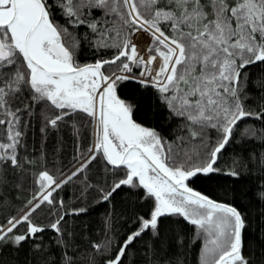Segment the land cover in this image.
<instances>
[{
  "label": "snow or ice",
  "instance_id": "snow-or-ice-1",
  "mask_svg": "<svg viewBox=\"0 0 264 264\" xmlns=\"http://www.w3.org/2000/svg\"><path fill=\"white\" fill-rule=\"evenodd\" d=\"M82 45L99 57L80 63ZM253 65H264V0H0V206L15 209L0 222V249L23 264H187L199 242L198 264H264L245 244L250 209L264 222V75L253 85ZM152 107L166 110L169 129L148 120ZM33 120L36 157L26 139ZM64 128L75 139L69 165L41 166L53 133V158L60 153ZM100 161L104 175L93 180ZM29 179L17 208L12 193ZM77 180L81 204L57 200ZM197 182L222 185L226 198ZM121 189L144 211L118 235ZM90 192L108 209L99 235L80 223ZM137 244L144 255L130 260Z\"/></svg>",
  "mask_w": 264,
  "mask_h": 264
},
{
  "label": "trees",
  "instance_id": "trees-1",
  "mask_svg": "<svg viewBox=\"0 0 264 264\" xmlns=\"http://www.w3.org/2000/svg\"><path fill=\"white\" fill-rule=\"evenodd\" d=\"M51 2V0H50ZM60 19L59 16H57ZM80 33H83L84 29L81 28L78 30ZM99 53H94V51L88 48L86 45H82L81 49L78 52L77 59L80 63H87L93 62L96 58L99 57ZM105 55H110V53H106ZM250 74L253 78V85L256 83V78L264 75V65L256 66L253 65L250 67ZM134 86H130L127 89H123L121 95L131 96L132 90ZM258 88H253L250 94V99H254L259 102L260 97L258 95ZM135 99L138 103H144V97L140 96L138 93L135 96ZM145 108L148 109V106L145 105ZM148 120L152 122L158 129L167 130L171 127L170 122L167 119L166 110L159 109L156 107L150 108L148 110ZM257 124L259 121L256 122ZM33 127L28 130L27 135V142L29 144V151L36 157L39 153L36 149L40 146V133H39V122L36 120L32 121ZM81 131L82 134L88 137L87 141H83L82 143H89L91 142V129L85 126V122H81ZM61 136L63 137L62 140V149L60 153L53 158L52 153V145L56 142V133H53L52 136L49 138L47 145H48V152L46 159L41 160V166L47 167L50 170H55L54 166L58 165L59 167L66 168L69 165V162L72 159V156L75 154V139L73 136L69 134L67 128L62 129ZM92 169L90 172L87 173L89 177L93 180L100 179L101 176L104 175L103 172V162L100 161L99 163L93 162V165L90 166ZM251 180L255 181V174L250 178ZM196 190L202 191L204 194L209 195L210 197L218 200H224L225 193L223 190L222 185L218 184H211L207 185L202 182H197L192 185ZM83 185L77 180L68 185H65L62 189H60L55 195L57 200L62 199L66 205L73 206V205H80L81 201L78 199L80 195V189ZM24 191L19 192L17 196L16 192L13 191L11 199L13 204L18 208L25 200L26 197L31 195V180L25 183ZM96 194L94 192H90L87 198L83 201L84 204H87L89 208V213L86 214L80 220V223L85 224V230H91L93 235H99L100 229L102 228V221L104 219L105 212L108 210L105 204L98 203L93 197ZM230 199V197H227ZM136 201V197L131 195L128 189H121L118 190V193L114 194L113 205L115 209V214L119 219L114 218V226L118 235H123L128 228L132 227L129 221L132 220L133 216L137 212H143L144 209L139 207L134 202ZM15 212L14 208L9 206H0V222H2L9 213ZM43 215V214H42ZM257 208L253 207L249 211V226L247 231L245 232V244L247 246L248 243H254L257 247L256 256L259 258L260 256L264 255V222L257 221ZM54 219L55 217H51ZM46 222V221H45ZM171 228L176 231H183L185 237L188 240H192L194 238V231L192 226L187 225L180 221L177 223L173 218H167L165 221ZM126 225V227H125ZM51 233H48L50 235ZM143 245L137 244L135 249L129 253L130 260H140L141 257L144 255L142 252ZM199 249L200 243L197 242L195 244H191L186 249V260L187 264H198L199 258ZM247 251V247L245 249ZM24 255L17 254L8 250L7 248L0 249V262L2 264H23Z\"/></svg>",
  "mask_w": 264,
  "mask_h": 264
}]
</instances>
